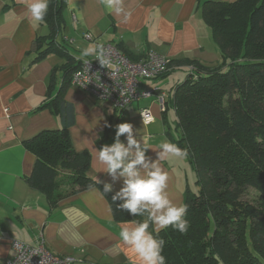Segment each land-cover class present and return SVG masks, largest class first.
Returning a JSON list of instances; mask_svg holds the SVG:
<instances>
[{"label":"crops","instance_id":"obj_1","mask_svg":"<svg viewBox=\"0 0 264 264\" xmlns=\"http://www.w3.org/2000/svg\"><path fill=\"white\" fill-rule=\"evenodd\" d=\"M205 1L238 0H124L125 9L132 13L127 23L121 22V16L107 13L99 0H65L64 29L55 39L73 60H79L81 50L89 45L110 43L138 59L154 51L174 65L168 74L141 84V89L153 91L154 96L121 111L111 102L98 100L71 84L60 95L66 106L63 113L54 114L42 106L48 97L52 99L60 92L61 67L66 60L49 53L35 61L34 42L48 35L44 21H33L20 0H0V264L12 259L13 242L33 246L39 235L51 254L71 257L76 260L74 264H139L135 254L118 239L120 229L133 226V220L115 222L98 188L78 191L51 206L42 193L28 186L26 178L32 174L36 157L23 142L45 130L66 129L73 149L88 153L86 176L93 180L96 175L102 187L112 182L100 172L103 166L95 149L113 143L116 125L132 124L135 138L153 150L161 142H173L176 117L172 101L176 87L188 75L189 67L184 62L195 60L206 66L221 62L219 48L202 19ZM84 33H89L95 44L84 40ZM159 91L168 96L164 111L155 99ZM143 108L151 113L150 123L140 119ZM169 109L174 114L172 124L167 118ZM120 140L126 143L124 136ZM152 149L146 156L155 159ZM183 163L190 166L187 156L162 162L169 176L165 192L176 205H184V193L190 189L188 170L181 168ZM121 185L118 179L112 192L115 194ZM71 207L89 216L74 229L82 237L79 242L66 240L68 233L58 234V229L67 223L62 212ZM154 227L151 225V230Z\"/></svg>","mask_w":264,"mask_h":264},{"label":"trees","instance_id":"obj_2","mask_svg":"<svg viewBox=\"0 0 264 264\" xmlns=\"http://www.w3.org/2000/svg\"><path fill=\"white\" fill-rule=\"evenodd\" d=\"M64 10L65 0H49L44 18L48 35L34 42L35 61L49 53L66 60L60 92L42 106L54 114L63 113L60 95L80 64L55 39L64 29ZM201 14L221 62H184L193 70L176 87L172 101V141L187 149L195 174L196 191L186 188L184 193L189 228L181 234L168 226L158 236L166 241V264H264V0L205 1ZM116 48L129 60H139ZM23 145L36 157L26 183L51 206L90 185L103 193L86 176L88 153L73 149L66 129L42 131ZM248 189L257 192L254 202L243 200ZM112 195L103 196L115 222L146 218L117 210Z\"/></svg>","mask_w":264,"mask_h":264},{"label":"clouds","instance_id":"obj_3","mask_svg":"<svg viewBox=\"0 0 264 264\" xmlns=\"http://www.w3.org/2000/svg\"><path fill=\"white\" fill-rule=\"evenodd\" d=\"M20 2L33 21L38 23L44 21L49 0H20ZM99 3L107 13L121 16L123 23H127L131 17V11L124 7V0H99ZM89 56H94L102 67L110 63L103 44L89 45L82 49L78 59L87 64L85 58ZM77 75L79 76L80 73ZM114 131L115 136L111 145H102L99 149H95L96 158L103 166L100 172L106 173L112 182L103 184L102 194L112 192L113 184L119 179L122 185L111 197L116 209L126 211L132 217L146 215L145 219L133 221V226L121 228L118 239L135 254L139 264H166L163 255L166 241L158 236L159 231L172 226L181 234H186L189 221L184 218L188 206L173 204L165 192L169 176L163 169L162 162L170 157H186L187 149L173 142H161L156 145V150H153L135 138L133 125L130 123L118 124ZM121 136L125 137L126 143L121 142ZM149 149L155 152V159L146 156ZM93 180L95 186L101 183L96 175ZM117 201L122 203H116ZM62 214L67 223L58 229V234L68 233L65 239L69 242L81 241L82 237L74 229L85 223L89 216L75 207L64 209ZM150 224L155 226L151 231Z\"/></svg>","mask_w":264,"mask_h":264},{"label":"built area","instance_id":"obj_4","mask_svg":"<svg viewBox=\"0 0 264 264\" xmlns=\"http://www.w3.org/2000/svg\"><path fill=\"white\" fill-rule=\"evenodd\" d=\"M75 20V17H73ZM84 40L94 43L89 33L83 34ZM95 44V43H94ZM109 65L102 67L94 56L80 60L77 70L72 75V85L78 87L94 98L109 101L116 110H123L131 103L139 102L154 96L151 90L141 89L147 80L162 77L172 70L171 60L154 51H148L138 61L129 60L120 50L110 43L103 44ZM192 71V68H189ZM77 73H80L78 76ZM167 93L159 91L155 95L161 111L166 109ZM140 119L150 123L152 116L147 108L140 110ZM31 246L18 241L13 242V257L6 264H74L71 257H58L51 254L44 246L41 235Z\"/></svg>","mask_w":264,"mask_h":264},{"label":"rangeland","instance_id":"obj_5","mask_svg":"<svg viewBox=\"0 0 264 264\" xmlns=\"http://www.w3.org/2000/svg\"><path fill=\"white\" fill-rule=\"evenodd\" d=\"M189 68H193L192 66H189ZM181 76L183 75V73H180ZM186 77V75L183 77V79ZM182 79V80H183ZM181 80V81H182ZM180 81V82H181ZM167 118H168V122L172 124L173 120H174V114H173V111L172 109H169L168 110V113H167ZM184 164V163H183ZM182 170H188L186 171V178L188 180V184L190 186V189L192 191H196V186L194 185V181H195V174H194V171L190 168L189 164L185 165L183 167ZM256 197H257V192L253 189H248L244 196H243V200L247 201V202H254L256 200Z\"/></svg>","mask_w":264,"mask_h":264}]
</instances>
